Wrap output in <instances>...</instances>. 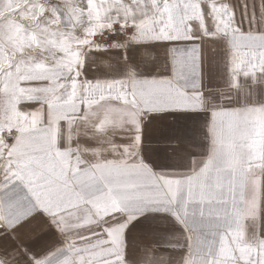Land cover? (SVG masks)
I'll list each match as a JSON object with an SVG mask.
<instances>
[{
    "label": "snow or ice",
    "instance_id": "snow-or-ice-1",
    "mask_svg": "<svg viewBox=\"0 0 264 264\" xmlns=\"http://www.w3.org/2000/svg\"><path fill=\"white\" fill-rule=\"evenodd\" d=\"M0 264H264V0H0Z\"/></svg>",
    "mask_w": 264,
    "mask_h": 264
}]
</instances>
